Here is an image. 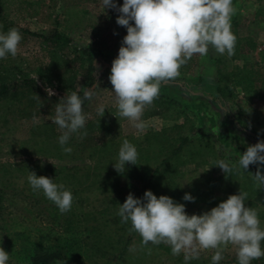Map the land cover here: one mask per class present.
Instances as JSON below:
<instances>
[{"label": "rangeland", "instance_id": "obj_1", "mask_svg": "<svg viewBox=\"0 0 264 264\" xmlns=\"http://www.w3.org/2000/svg\"><path fill=\"white\" fill-rule=\"evenodd\" d=\"M29 1L32 4H24L25 10L16 5L6 9V14L0 10V33L16 28L22 36L17 55L0 59V83L10 85L8 95L0 101V247L9 254L6 264L18 263L22 241L15 239L16 231L26 228L25 236L36 237L42 234L41 225L62 233L64 221L93 230L87 254L76 264H185L183 252L173 255L165 243L144 246L140 235L131 231L130 221L121 222L120 205L130 193L142 198L149 182L147 190L184 204L188 215H202L230 195L247 193L245 205L257 211L264 228V186L254 184L255 173L237 167L225 174L216 166L221 159L230 166L238 165L248 146L264 140L263 105L246 97L232 80L227 81L231 93L223 97L217 81L219 67L228 73L246 60L264 67L258 53L264 47V23L257 20V0H232L235 12L231 17L232 21L238 15V35L253 38L257 50L244 46L228 56L209 46L207 55H194L181 66L180 75L163 83L158 98L145 107L142 132L118 115L109 80L112 62L127 35V29L116 22L119 13L105 9L103 0ZM115 2L123 4V0ZM55 31L69 41L54 42L40 36ZM91 62L96 67L94 84L86 89ZM24 79H33L38 88L23 84ZM45 87L55 95L49 97ZM93 88L95 93L83 109L85 127L62 147L59 137L63 130L52 123L56 105L67 92ZM99 107L105 109L103 117L98 114ZM84 132L87 135L80 139ZM125 139L136 147L138 158L136 165L126 164L121 174L114 163ZM200 143H204L201 150L197 149ZM64 147H70L71 152L65 153ZM30 171L71 191V210L61 214L42 190H33L28 182ZM210 183L216 188L209 190ZM186 193L210 198L185 201ZM54 213L61 215L59 223ZM121 236H125V244L129 242L123 254ZM55 239H51L53 245H59ZM130 246L134 251H129ZM215 251H201L199 258L188 264H212ZM222 255L218 264H238L233 245ZM58 262L66 264V259Z\"/></svg>", "mask_w": 264, "mask_h": 264}, {"label": "clouds", "instance_id": "obj_2", "mask_svg": "<svg viewBox=\"0 0 264 264\" xmlns=\"http://www.w3.org/2000/svg\"><path fill=\"white\" fill-rule=\"evenodd\" d=\"M105 9H115L117 24L127 29L118 57L113 60L109 76L116 97L118 115L133 122V127L144 131L142 115L146 106L158 98L163 83L180 75L181 66L194 55H207L209 46L218 54H235L236 36L231 30V17L235 12L232 0H123L118 6L115 0H103ZM134 22V23H133ZM22 36L11 28L0 33V59L8 54L17 55ZM98 86V85H97ZM49 97L55 95L45 87ZM95 89L86 90L83 99L76 92H67L55 108V123L63 130L59 143L63 147L73 134L85 127L84 100H91ZM104 116L105 109L99 107ZM87 133L80 134L83 139ZM70 153V147L63 148ZM136 147L125 139L119 149L114 168L123 174L126 164L136 165ZM252 164L264 165V140L250 145L239 157L238 165H229L221 159L216 166L225 174L237 167L245 171ZM255 181L264 185V174L258 168ZM28 182L33 190H42L45 197L61 212L71 210L73 196L63 184L53 179L37 176L30 171ZM247 193L230 195L225 201L202 215L186 213L185 205L176 203L166 195L157 197L151 190L143 198L129 194L120 205L118 215L122 223H131V231L142 238V245L165 243L173 255L184 253L185 264L198 259L200 252L215 249L212 264L223 259L228 245L236 249L238 264H251L264 257L261 242L264 229L260 226L257 211L245 205ZM185 201L195 198L186 193ZM129 251H134L130 246ZM9 254L0 247V264H6Z\"/></svg>", "mask_w": 264, "mask_h": 264}, {"label": "trees", "instance_id": "obj_3", "mask_svg": "<svg viewBox=\"0 0 264 264\" xmlns=\"http://www.w3.org/2000/svg\"><path fill=\"white\" fill-rule=\"evenodd\" d=\"M259 2V9L257 11V20L258 23H264V0H257ZM24 4L29 5L32 4L29 0H0V10H4V14H6V9H9L10 6L16 5L17 9L22 8L25 10ZM6 10V11H5ZM18 13V12H16ZM0 14H3L0 11ZM240 22L238 20V15L235 16L231 21V30L233 34L236 36V44L235 50L241 51L244 46H247L250 51L257 50L258 44L257 42L251 37H241L237 33V29ZM25 32L36 34L28 29L24 30ZM44 39L54 42H63L67 43L69 41L68 37L58 33L57 31L49 34V35H40ZM262 61H264V47L260 49L258 52ZM238 59V58H236ZM96 67L93 63H89L88 72L86 75V79L84 82V86L90 88L94 84V73ZM228 80H232L234 87H240L241 90L245 93L246 97L248 98H256L264 108V67L260 66L257 61H249L246 60L241 65L236 66L228 73H223L219 67V78L218 81V88L219 93L223 97H228L231 91L228 90ZM23 84L32 86L34 88H38V85L33 79H24L22 81ZM10 89V85L1 82L0 83V101L2 98L8 95ZM85 90L78 92L77 94L81 96L83 99V94ZM229 92V93H228ZM88 100H84L82 108L84 109ZM182 145V143H181ZM204 143H200L197 145V149L201 150V147ZM178 151V150H177ZM257 164H252L249 166L247 171H251L256 173L258 169ZM261 173L264 174V168H259ZM151 182H149L144 190L141 192L142 198L144 193L149 188ZM256 184V181H254ZM215 183L208 184L209 190L215 189ZM264 186V185H263ZM200 188V187H198ZM222 194V193H221ZM210 197H204L198 195L195 197L198 201L208 200ZM222 198L219 197V200ZM262 205H264V200H262ZM1 208V206H0ZM55 219L59 223L61 219V215L59 213H54L53 215ZM63 231L62 233H55L53 230H49L48 227L41 228L40 231L42 234H39L36 237H29V235H24L26 228L16 231L15 239L22 241L20 250L17 251L18 255V263L17 264H60L58 260L66 259V264H76V262L84 257L87 254V243L88 239L93 233V230L90 229H80L73 226V223H69L68 221H64L62 224ZM264 229V228H263ZM56 237V241H58L59 245H53V241L51 240L52 237ZM122 239L123 250L122 254L126 251L127 243L125 244V236H121L120 241ZM11 246V245H8ZM262 249L264 248V241L261 242ZM167 251H171V247H165ZM103 257H107L106 253H103ZM255 264H264V257H261L258 260H254ZM195 264H209L207 261H201L200 263Z\"/></svg>", "mask_w": 264, "mask_h": 264}]
</instances>
